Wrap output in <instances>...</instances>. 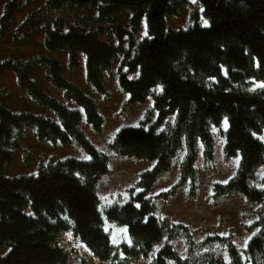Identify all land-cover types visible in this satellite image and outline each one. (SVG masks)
Wrapping results in <instances>:
<instances>
[{"label": "trees", "instance_id": "obj_1", "mask_svg": "<svg viewBox=\"0 0 264 264\" xmlns=\"http://www.w3.org/2000/svg\"><path fill=\"white\" fill-rule=\"evenodd\" d=\"M4 1L5 25L29 9L14 39L41 35L43 51L1 61L0 76L13 74L30 104L50 116L13 112L0 91V264H74L79 253L63 242L68 233L100 264H225L217 248L230 264H264V183L255 182L264 163V89L250 90L253 81L264 82V0H197L194 26L176 30L168 21L190 0ZM59 54L70 70L84 59L86 85L95 94L105 93L109 77L130 105L151 102L137 128L118 132L109 143L117 157L151 167L126 202L104 213L96 188L109 159L81 128L84 118L98 132L102 120L92 97L65 78ZM39 72L61 100L45 93ZM29 133L42 143L73 145L85 158L50 159L32 174L10 176L19 142ZM216 134L223 138L225 159L239 157V164L213 194L238 195L253 208L244 230L256 233L243 248L218 237L197 239L155 212L154 199L194 186L196 162L212 161ZM177 158L175 189L154 198L155 184ZM104 221L124 228L128 241L114 245Z\"/></svg>", "mask_w": 264, "mask_h": 264}, {"label": "rangeland", "instance_id": "obj_2", "mask_svg": "<svg viewBox=\"0 0 264 264\" xmlns=\"http://www.w3.org/2000/svg\"><path fill=\"white\" fill-rule=\"evenodd\" d=\"M5 4L4 0H0V62L10 58L20 60L41 53L43 51L41 35L32 34L20 41H16L13 37L29 9L24 8L16 12L12 21L5 25L2 19ZM197 5V0L195 2L190 0L188 6L178 8L176 14L170 17L167 26L174 30L194 26L191 14ZM200 10V8L197 10L198 17ZM198 24L205 27L200 20H198ZM142 33H145V28ZM55 58L62 64L65 78L78 86L83 93L92 97L102 120L98 132L88 126L84 118H82L81 128L84 137L91 145L97 151L103 152L109 159L108 172L100 179L96 188L99 208L104 213L111 206L126 202L128 193L135 189L139 177L151 167L146 162L117 157L109 149V143L118 132L128 128H137L141 124L151 107V102L130 105L127 96L119 90L115 78L109 77H106L105 93L95 94L86 85L84 59H80L78 68L70 70L67 68V58L64 55L59 54ZM38 81L48 96L61 100L62 94L48 84L41 72L38 73ZM0 91L5 97L2 99L3 103L13 112H33L50 116L49 113H44L30 104L28 97L18 89L13 74L5 73L0 76ZM260 137H264V134ZM216 139L212 161L204 164L202 158L199 157L196 162V181L193 187L188 186L175 190L168 199H154L170 188L175 189L174 186L178 182L179 163L182 158L173 161L170 170L158 179L153 188L155 212L158 218L187 228L196 235L197 239L218 237L243 248L256 233H248L244 230L245 226L251 224L253 208L246 205L238 195L214 196V186L226 183L233 177L238 165L236 159H225L223 138L216 134ZM261 142L264 145V141L261 140ZM72 157L83 159L85 155L73 145L61 146L48 142L42 143L38 141L34 133H29L25 139L23 138L19 142V148L15 152L8 174L13 177L32 174L40 163H46L50 159ZM255 182L256 184L264 183V163L256 172ZM104 230L110 241L116 246L128 241L124 228L105 223ZM63 242L68 249H74L79 253L77 258L73 257L74 264H80L81 261H84L85 264H100L93 259L88 250L82 249L77 241L71 239L69 233L65 235ZM217 251L223 258L227 257L226 252L222 249L217 248ZM0 254H5V252L0 249Z\"/></svg>", "mask_w": 264, "mask_h": 264}, {"label": "snow or ice", "instance_id": "obj_3", "mask_svg": "<svg viewBox=\"0 0 264 264\" xmlns=\"http://www.w3.org/2000/svg\"><path fill=\"white\" fill-rule=\"evenodd\" d=\"M193 2H195V0H193ZM201 11H203V9H201ZM203 25H204L205 27H209V26H210V25H209V22H208L207 20H203ZM145 35H147V31H145ZM253 84L255 85V87L252 88V89H250L251 91H255L256 88L264 89V82L257 83V82H255V81H253ZM161 91H162V86H161ZM224 127H225V129H227V127H228L227 118H225V121H224ZM253 135H255V133H254ZM260 139H261L262 141H264V137H260ZM86 159L90 160L91 157H86ZM236 163L239 164V157H237V159H236ZM137 207L139 208L140 205H137ZM125 231H126V230H125ZM225 264H230V260H229L228 257H225Z\"/></svg>", "mask_w": 264, "mask_h": 264}]
</instances>
